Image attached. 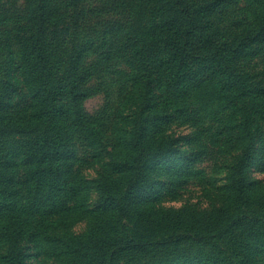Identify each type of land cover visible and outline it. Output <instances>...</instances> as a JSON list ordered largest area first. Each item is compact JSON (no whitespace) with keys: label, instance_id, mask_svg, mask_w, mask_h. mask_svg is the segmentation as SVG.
Here are the masks:
<instances>
[{"label":"rangeland","instance_id":"rangeland-1","mask_svg":"<svg viewBox=\"0 0 264 264\" xmlns=\"http://www.w3.org/2000/svg\"><path fill=\"white\" fill-rule=\"evenodd\" d=\"M0 264H264V0H0Z\"/></svg>","mask_w":264,"mask_h":264},{"label":"trees","instance_id":"trees-1","mask_svg":"<svg viewBox=\"0 0 264 264\" xmlns=\"http://www.w3.org/2000/svg\"><path fill=\"white\" fill-rule=\"evenodd\" d=\"M40 20H41V18H40ZM181 23H183V22H181ZM43 23H41V24H39V25H36V29H37V32L40 34V36H39V38H40V40H44V34H43V32L45 31V28H43V25H42ZM185 29H183V37L184 38H182L185 42H184V44H183V48L182 49H180L179 47L176 49V51L174 52L175 53V55H176V57H179L180 55H182V52L183 51H186L187 52V54H191V51H190V47H191V38L192 37H194L195 35H196V28H197V25H194V24H190V23H185V27H184ZM174 80H176V79H174ZM73 94H77V92L76 91H70V92H68V95H71V96H73ZM72 101H73V104H72V106L75 108V111H81L82 110V106H81V103H79V101L75 98H72ZM34 175V174H33ZM33 175H30V177L32 178V179H34L35 178V176H33ZM108 192V191H107ZM136 243L134 242V243H130L129 241L128 242H126V244L124 245V247L126 248V249H130V248H132V247H134V245H135ZM138 245V244H137Z\"/></svg>","mask_w":264,"mask_h":264}]
</instances>
